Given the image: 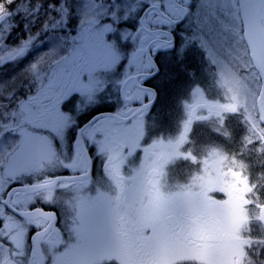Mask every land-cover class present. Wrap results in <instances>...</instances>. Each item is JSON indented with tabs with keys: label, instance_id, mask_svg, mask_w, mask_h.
Masks as SVG:
<instances>
[{
	"label": "snow or ice",
	"instance_id": "obj_1",
	"mask_svg": "<svg viewBox=\"0 0 264 264\" xmlns=\"http://www.w3.org/2000/svg\"><path fill=\"white\" fill-rule=\"evenodd\" d=\"M0 264H264V0H0Z\"/></svg>",
	"mask_w": 264,
	"mask_h": 264
},
{
	"label": "flooded vegetation",
	"instance_id": "obj_2",
	"mask_svg": "<svg viewBox=\"0 0 264 264\" xmlns=\"http://www.w3.org/2000/svg\"><path fill=\"white\" fill-rule=\"evenodd\" d=\"M197 60L199 57L197 56ZM194 68L199 69V64L195 61H190ZM199 83L205 88L209 98L214 97L216 92H211L213 89L209 79L203 74L198 76ZM159 91V98L152 110V115L155 117V127L152 129L153 135H175L179 121L183 118V112L179 101L188 97L189 89L193 85V81L186 75L180 74L175 78H157L154 81ZM190 103H197V98L193 97L189 100ZM197 114L199 110L197 109ZM197 135L201 139L210 137L206 127L197 126Z\"/></svg>",
	"mask_w": 264,
	"mask_h": 264
},
{
	"label": "rangeland",
	"instance_id": "obj_3",
	"mask_svg": "<svg viewBox=\"0 0 264 264\" xmlns=\"http://www.w3.org/2000/svg\"><path fill=\"white\" fill-rule=\"evenodd\" d=\"M206 79H208V78H206ZM209 82H210V80H209ZM211 92L213 93V92H215V89L213 88L212 90H211ZM210 134V133H209Z\"/></svg>",
	"mask_w": 264,
	"mask_h": 264
}]
</instances>
